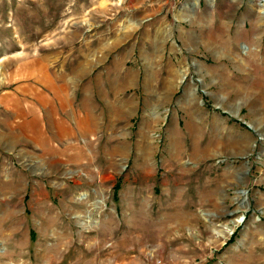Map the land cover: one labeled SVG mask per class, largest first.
Listing matches in <instances>:
<instances>
[{
	"label": "rangeland",
	"instance_id": "rangeland-1",
	"mask_svg": "<svg viewBox=\"0 0 264 264\" xmlns=\"http://www.w3.org/2000/svg\"><path fill=\"white\" fill-rule=\"evenodd\" d=\"M261 5L0 0V264H264Z\"/></svg>",
	"mask_w": 264,
	"mask_h": 264
},
{
	"label": "crops",
	"instance_id": "crops-1",
	"mask_svg": "<svg viewBox=\"0 0 264 264\" xmlns=\"http://www.w3.org/2000/svg\"><path fill=\"white\" fill-rule=\"evenodd\" d=\"M42 98H43V104H45L47 101H46L45 97H42ZM43 104H40V106L42 107ZM32 111H33V113L35 112L36 115L38 113L37 116L39 117L40 111H37L36 112L34 109H32ZM43 111L45 113L47 110H43ZM43 111H42V113H43ZM81 116L84 117L83 115H80L78 112L75 113V117L76 118H81ZM79 123L81 124V121ZM67 130H69V129L67 128ZM71 133H68L67 134V137L72 136ZM65 138H66V136L63 135V134H61V133H60V135H59V133H57V135H55L54 137H52V136L51 137H49V136L48 137H45L44 141H45V145H47V148H45V149H49V148L51 149V146H52L53 148H52V150L50 152H56V151H58L59 147H56L54 141L57 140V143H58L57 146H59V145H62V143L65 141Z\"/></svg>",
	"mask_w": 264,
	"mask_h": 264
},
{
	"label": "bare ground",
	"instance_id": "bare-ground-1",
	"mask_svg": "<svg viewBox=\"0 0 264 264\" xmlns=\"http://www.w3.org/2000/svg\"><path fill=\"white\" fill-rule=\"evenodd\" d=\"M262 1V8L264 9V0H261ZM0 80H2V79H0ZM262 83H264V81L262 82ZM264 85V84H263ZM86 121H90V119H88V118H86ZM84 124V121L83 122H81V125H83ZM27 127H28V130H29V132L31 133V132H36V134L37 133H39V131H38V127H39V125H38V123L37 122H34L33 121V123L32 124H27ZM89 128V127H88ZM88 128H86V129H88ZM86 129H84V130H86ZM86 196V195H85ZM238 222H241V220H239ZM151 240L152 241H155V239H156V236H155V234L152 232L151 233Z\"/></svg>",
	"mask_w": 264,
	"mask_h": 264
}]
</instances>
